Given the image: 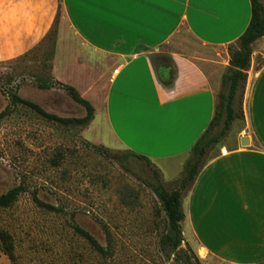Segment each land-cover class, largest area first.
Returning <instances> with one entry per match:
<instances>
[{
    "label": "crops",
    "instance_id": "0c3cea01",
    "mask_svg": "<svg viewBox=\"0 0 264 264\" xmlns=\"http://www.w3.org/2000/svg\"><path fill=\"white\" fill-rule=\"evenodd\" d=\"M251 19V0H0V62L39 47L65 22L80 47L118 62L104 98L117 143L153 162L178 161L210 125L228 48ZM182 27L227 54L224 71L161 50ZM151 55L171 57L175 67L165 61L158 76ZM245 94L244 134L206 163L183 202V235L204 264L264 263V37L253 44Z\"/></svg>",
    "mask_w": 264,
    "mask_h": 264
},
{
    "label": "rangeland",
    "instance_id": "374dc122",
    "mask_svg": "<svg viewBox=\"0 0 264 264\" xmlns=\"http://www.w3.org/2000/svg\"><path fill=\"white\" fill-rule=\"evenodd\" d=\"M260 2L264 7V0ZM61 31L64 40L59 44ZM161 50L184 54L204 67L203 59L219 62L222 71L229 60L220 49L199 44L184 27ZM117 65L114 58H101L80 47L59 20L39 47L0 62V113L7 111L0 122V195L24 188L12 207L0 208V232L11 236L15 255L10 261L0 242V264H183L187 258L192 264H204L197 243L184 235L177 254L161 249L168 220L147 186L156 170L165 188L174 191L190 155L150 165L133 157L122 165L114 158L128 153L115 140L104 110ZM216 84L219 94L222 81ZM68 86L96 109L89 125H61L12 102L17 95L58 117H85L86 109L72 100ZM245 103L246 94L244 108ZM246 128V120L234 122L208 159L223 146L234 147ZM34 197L56 210L41 207ZM77 227L109 253L95 250Z\"/></svg>",
    "mask_w": 264,
    "mask_h": 264
},
{
    "label": "trees",
    "instance_id": "16d2710c",
    "mask_svg": "<svg viewBox=\"0 0 264 264\" xmlns=\"http://www.w3.org/2000/svg\"><path fill=\"white\" fill-rule=\"evenodd\" d=\"M61 2V0H59ZM252 19L245 33L237 41V45H232L228 48L230 55V66L227 73L222 78L223 90L217 94L215 105V113L210 125L196 141L191 149L189 159L184 167L183 177L180 179L177 188L169 192L159 175V172L153 170L154 181L148 183L147 186L153 191L160 201L162 210L164 211L167 220V231L160 240L161 249L165 252L170 250L173 254H177L183 242V230L181 223L185 220V212L183 209V192L185 195L192 188L200 171L211 159H208L209 151L221 144L231 132L234 122L238 120H246V111L244 108V98L248 81V71L251 66L253 55V44L264 37V7L260 0H251ZM163 55V54H162ZM151 61L154 69L159 76L160 68L164 66V62H171L172 58L161 55H151ZM175 67V65L173 64ZM66 90L73 101L83 106L86 109V116L83 118H63L47 113L40 106L26 101L21 97L14 95L13 103L24 104L43 117L59 123L61 125H89L95 117V108L93 105L72 86L66 87ZM7 115V111L0 113V122ZM127 155L120 157L115 156L119 162L128 161L131 157L137 160L144 161L147 164H152L151 159L146 156L136 154L132 151H127ZM24 191L22 186L15 187L7 193L0 195V208H10L17 201L18 197ZM35 202L41 207L49 210H56L54 207L42 203L37 197H34ZM77 231L91 244L98 252L107 255L108 250L104 249L97 239L87 231L77 227ZM1 249L3 253L14 262V245L11 236L4 231L0 232ZM183 264H192L190 259L182 261ZM264 264V263H262Z\"/></svg>",
    "mask_w": 264,
    "mask_h": 264
},
{
    "label": "water",
    "instance_id": "95a60500",
    "mask_svg": "<svg viewBox=\"0 0 264 264\" xmlns=\"http://www.w3.org/2000/svg\"><path fill=\"white\" fill-rule=\"evenodd\" d=\"M240 143H241V146L243 147L249 146L250 145L249 137H242L240 139Z\"/></svg>",
    "mask_w": 264,
    "mask_h": 264
}]
</instances>
